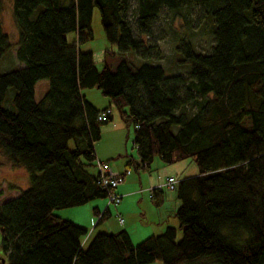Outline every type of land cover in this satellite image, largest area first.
Instances as JSON below:
<instances>
[{
    "label": "trees",
    "instance_id": "trees-1",
    "mask_svg": "<svg viewBox=\"0 0 264 264\" xmlns=\"http://www.w3.org/2000/svg\"><path fill=\"white\" fill-rule=\"evenodd\" d=\"M93 6L116 44L114 67L97 69L77 47L92 35ZM2 7L0 61L13 48L18 64L0 73V151L28 171V184L0 201V264H264V0H12L14 41ZM174 18L172 59L185 73L126 56L160 60V24ZM195 31L206 48L190 39ZM41 78L48 86L36 100ZM91 86L106 106L82 94ZM8 87L14 109L3 104ZM111 105L134 127L137 168L157 155L192 159L197 172L177 180L176 224L137 243L124 228L97 231L84 247L88 230L53 209L114 192L100 181L93 147ZM106 211L94 208L96 224Z\"/></svg>",
    "mask_w": 264,
    "mask_h": 264
},
{
    "label": "rangeland",
    "instance_id": "rangeland-1",
    "mask_svg": "<svg viewBox=\"0 0 264 264\" xmlns=\"http://www.w3.org/2000/svg\"><path fill=\"white\" fill-rule=\"evenodd\" d=\"M2 24L4 30L8 33L10 39L14 41L16 39V27L12 20V0H2ZM197 14V10H192V16ZM181 20L174 18L169 25L166 22H162L160 24L164 30V37L159 41V44L162 48V57L160 60L154 58H146L143 59L140 56L136 55L135 52L129 50L126 52V56L131 59L134 63L139 64L143 60L149 62L159 63L164 67V71L166 74L171 73L172 71H180L185 73V67L183 65L174 64L173 61V42L175 40V36L177 32H175V28L180 29L179 23ZM91 32L92 35L90 38L85 39L80 42H76L78 49L85 51L90 50L92 52V57L94 64L97 69H101L103 64L106 62L110 66L114 67L118 62L119 57L116 54H113L117 50L116 44L111 43L107 40L101 20L100 13L96 6L92 8L91 14ZM197 24L194 25L196 27ZM186 27L185 25H183ZM190 37V36H189ZM66 39L68 42H72V40H76V34L74 31H69L66 33ZM190 39L195 43V45L199 48H206L208 46L206 42V38H200L199 34L194 32V34L190 37ZM123 58V57H121ZM18 64V60L15 57L14 49L12 48L0 61V73L6 70H9ZM48 86V80L46 78H41L36 81L34 85V98L39 99L42 94L45 92ZM13 94V88L8 87L6 90L5 98L3 104L10 108L14 109L12 105L11 98ZM82 94L90 100L96 107L102 108L108 104V97L101 93V91L96 86L91 87H83ZM9 102V104H7ZM111 113L112 119L102 123L100 125V135L93 142V147L95 151V159L94 162L97 164V161H106L110 164V166L118 172L123 171L125 168L130 170V173L125 176L123 183L127 185V188H137L138 192L143 191V194L147 195V199L151 203L152 206L155 207L157 205L155 199L149 198V188L141 189V187H145L147 184L148 177L152 179H161L163 176V171L158 168L156 165L157 161L163 167H166L169 171V174H173L175 177L181 178L183 176L192 175L197 172V166L192 159L185 158L182 160H178L172 163H163L159 160V157L155 155L153 160L150 163V170H146L143 168H137L136 164L140 162V158L137 152V147L134 143V127L132 124H126L123 120L118 116L117 111L114 106L111 105ZM73 145V141H69V147ZM131 158L134 160L131 161ZM129 162V164H128ZM168 174V173H167ZM165 178V176H164ZM120 182L119 184H121ZM136 183L132 187V185ZM28 184V171L22 166H14L7 159V157L0 151V201L11 198L18 193L20 188L27 186ZM115 189V188H114ZM165 192L169 193L172 197H176L175 189L164 188ZM147 191V192H146ZM139 192V193H140ZM137 199H139L136 195L131 194L129 197L125 198L124 203L126 204L124 207L128 212L133 214V216L137 217L139 221L141 219V212L143 210L142 205L137 203ZM94 201H101L104 203L103 209L109 205L111 209V213H106V216L102 218L98 224L92 226L95 221L98 220L97 215H93L94 222L92 225L86 226L85 228L88 232L82 235L81 242L85 246L89 243L91 238L97 231L106 230V232H115L120 229V221L118 218V213L116 212L119 203H113L110 201L108 196L105 197H97L89 200L88 202L72 207L66 208H54L53 212L58 214L57 211H69L70 209H78L79 212H76V216H81V209L84 207L92 209L91 203ZM120 202V201H119ZM121 204V203H120ZM119 204V205H120ZM167 207H170V202L165 204ZM67 209V210H61ZM86 211V209H83ZM122 212V211H121ZM65 218V217H64ZM75 222V221H74ZM77 222V221H76ZM75 222V223H76ZM79 223V222H78ZM81 224V223H80ZM154 222L151 225L154 226ZM94 228V229H93ZM86 235V236H85ZM148 235V234H147ZM146 236V235H145ZM136 238V237H135ZM140 239L133 240V243H137ZM210 261V260H208ZM212 262V261H211ZM211 264L209 262H204L200 259H197L192 262V264ZM144 264H161L159 259H154L148 263ZM180 264H191L189 262H182Z\"/></svg>",
    "mask_w": 264,
    "mask_h": 264
},
{
    "label": "crops",
    "instance_id": "crops-1",
    "mask_svg": "<svg viewBox=\"0 0 264 264\" xmlns=\"http://www.w3.org/2000/svg\"><path fill=\"white\" fill-rule=\"evenodd\" d=\"M159 160L163 162L160 158ZM156 165L158 166L159 169L163 171L162 178L159 180V179H152L148 177L147 179L149 182L145 184V187H141V189L146 190L150 187H155L156 185H162L161 190L158 192V195L155 198V201H156L155 203L157 204L155 205V207L151 205V203L147 199V195L143 194V191L141 192L139 191L140 192L139 193L137 188H130V189L127 188V185L123 183L124 180L122 181L121 184H117L114 189V192L121 196L120 202H118L119 204L120 203L121 204L120 205L118 204V206H116L117 207L116 212L122 217V222H120V229L124 228L128 232L131 241L133 240L135 241L136 238L140 239L141 237H145V235L147 236V234L149 235V234L159 233L164 229L165 225L168 223L176 224V220L173 217V212L176 209V207L179 205L180 200L177 198V196L174 198L169 193L165 192V190H163L164 188H166L165 186H163V182L165 181L166 176L173 175V174H169L168 169L160 165L158 161ZM110 169L114 170L111 166H110ZM144 169L150 170V167H145L143 168V170ZM176 178L179 179L178 177ZM134 185H136V183H134L132 187ZM131 194L136 195L139 198L137 199V203L139 205H142L143 207V210L141 212V219H139V221H141L142 223L138 222L136 216H133L134 218H132L131 220L130 217L134 215L136 211L133 214H131L124 207L126 205L124 203L125 198L129 197ZM167 202H170V207H167L165 205L167 204ZM91 205H92V209L87 208V207L83 208V209H86V211L81 209L82 211H80L81 212L80 217L76 216L77 214H75L76 212H79L78 209H70L69 211H57L58 213L57 215L71 219L72 221H75V222L77 221L76 223L83 227H86L87 225L90 226L92 225V222H94V219H93V215L95 214L94 208L96 209V211L97 210L102 211L101 209L103 208L104 203L101 201H94L91 203ZM105 208H107L106 213L110 214L111 209L109 208V205L106 206ZM61 210H67V209H61ZM153 222L155 223L154 226L151 225V223ZM95 225H96V221L94 222L92 226H95ZM102 231H106V230H102Z\"/></svg>",
    "mask_w": 264,
    "mask_h": 264
},
{
    "label": "built area",
    "instance_id": "built-area-1",
    "mask_svg": "<svg viewBox=\"0 0 264 264\" xmlns=\"http://www.w3.org/2000/svg\"><path fill=\"white\" fill-rule=\"evenodd\" d=\"M109 112V109L103 112V118L105 119L106 114ZM97 169L100 173V181L105 186L116 187L117 184L123 181L126 174L130 172V170L124 169L122 172H118L110 169V166L107 162L97 161ZM177 183V179L174 175L166 176L165 181L163 182V186L168 189H175ZM158 189L162 188V185H156ZM153 192V188L149 189V196H151ZM110 201L113 203H118L120 201L121 196L115 192H110L108 194ZM119 221L122 222V217L118 214Z\"/></svg>",
    "mask_w": 264,
    "mask_h": 264
},
{
    "label": "bare ground",
    "instance_id": "bare-ground-1",
    "mask_svg": "<svg viewBox=\"0 0 264 264\" xmlns=\"http://www.w3.org/2000/svg\"><path fill=\"white\" fill-rule=\"evenodd\" d=\"M99 120H104V118H103V113L99 116ZM156 187V186H155ZM150 188H154V187H150ZM149 188V189H150ZM150 198H151V196H149ZM98 218H99V216H98ZM97 222V221H96Z\"/></svg>",
    "mask_w": 264,
    "mask_h": 264
}]
</instances>
